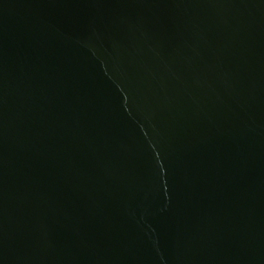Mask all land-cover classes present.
<instances>
[{
	"label": "water",
	"instance_id": "1",
	"mask_svg": "<svg viewBox=\"0 0 264 264\" xmlns=\"http://www.w3.org/2000/svg\"><path fill=\"white\" fill-rule=\"evenodd\" d=\"M0 264H264V0H0Z\"/></svg>",
	"mask_w": 264,
	"mask_h": 264
}]
</instances>
